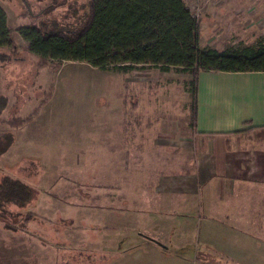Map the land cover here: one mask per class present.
Segmentation results:
<instances>
[{
	"label": "rangeland",
	"instance_id": "rangeland-1",
	"mask_svg": "<svg viewBox=\"0 0 264 264\" xmlns=\"http://www.w3.org/2000/svg\"><path fill=\"white\" fill-rule=\"evenodd\" d=\"M54 1L61 3L59 9L44 13L42 16H33L34 13L41 12L42 7L55 5ZM183 1L190 8L192 4L197 5L201 48L241 47L252 45L259 38H264V0ZM86 4L87 0H0V95L7 101L6 106L0 111V133L10 132L14 135L12 145L0 155V176L9 174L29 179L36 176L33 179L36 180L39 175L51 179L54 174H69L71 176L68 179L71 184L69 187L74 189L75 184L80 187L79 180L75 182V176L80 173V182H84L85 186L89 185L94 181L93 175L100 172L95 165L97 153L92 148H87L88 144L81 147L82 149L76 143L75 146H70L76 141L91 143L96 135L98 140L93 141L103 142L107 137L103 133L109 131H114L110 135L118 132L123 134L125 132L126 136L133 134V144L140 141L142 136L147 138L148 135L150 139L155 136L156 130L160 131L167 145L160 153L163 154L164 160L170 163V157L174 154L171 150L175 147L172 139L174 144L177 141L178 151L174 149L176 151L174 157L179 160L180 170L192 168L195 148L200 145L193 119L194 74L175 68L164 72L147 64L139 65L131 72L122 73L102 70L86 62L72 60L53 62L43 67L39 65L37 56L29 52L27 42L16 30L21 25L39 20L50 25H53L54 21L57 26L64 29L78 21L81 12L87 8ZM203 22H207V28L201 25ZM6 29L10 32L13 47L6 40L7 36L4 34ZM43 97L45 102L30 123L19 128H11L6 124L5 121L15 114L29 113ZM243 131L235 133L225 145L230 147L232 145L235 148H264V127H248ZM166 141H169V144ZM135 149L138 150L139 147ZM62 158L65 161L64 165L61 163ZM36 169L39 175L35 174ZM70 173L75 175L72 176ZM30 184L34 189L33 196L24 212L36 205L34 202L42 192L35 181H30ZM50 185H53L52 181ZM52 188L45 187L48 191H52ZM195 205L196 212L180 213L181 215L175 216L173 220L171 216L168 218V221L174 222L179 228L180 239L185 236L180 228H186V238L190 240L185 242L190 245L183 246L180 239L174 240L178 237L176 233L169 234L170 244L176 245L171 247L173 250L171 258H176L180 252L182 255H188L191 251L203 252L218 243H227V247L233 246L235 250L238 248L250 250L251 241L244 235L231 234L229 230H225L230 224L225 222L220 225L217 221L221 219L213 214L210 219L212 222L207 220L203 217L207 212L200 211V203ZM231 220L235 221L236 218ZM252 220L244 218V223L254 225ZM50 222L48 220L41 224L30 223L29 228L35 232L32 239L34 244L44 242L45 239L55 245L54 241L57 243L60 240L61 231L55 230L53 223ZM162 222L163 226L166 225L165 215ZM13 223L21 224L18 218ZM84 224L88 223L84 221ZM88 230L91 232L92 228L88 226ZM114 233L102 231V238L98 240L95 238L99 237L98 234H89V237L100 245L111 246L113 243L112 246L115 245V248L111 251L99 253L107 256L116 254L115 256H120L116 261H123L130 256L128 254L123 257L127 243L126 235L121 232ZM65 241L62 237V244ZM88 243L89 241H85V244ZM96 254L97 251L94 256ZM198 256L201 260L210 257L209 254L199 253ZM73 257L67 260L62 258V262H80V258ZM93 259H95L93 262H83L104 263L103 260Z\"/></svg>",
	"mask_w": 264,
	"mask_h": 264
},
{
	"label": "crops",
	"instance_id": "crops-1",
	"mask_svg": "<svg viewBox=\"0 0 264 264\" xmlns=\"http://www.w3.org/2000/svg\"><path fill=\"white\" fill-rule=\"evenodd\" d=\"M201 25L208 26L207 22ZM194 124L200 145L195 148L192 168L183 171L174 157L177 141L174 144L171 139L175 147L169 145L174 154L168 163L160 154L167 145L161 137L163 133L157 130L154 137L142 136L134 144L133 134L110 135L114 131L103 133L107 136L103 142L93 141L98 140V135L91 143L73 142L70 147L75 143L80 148L88 144L87 148L97 153L95 165L100 172L93 175L91 184L85 186L80 182V173L75 182L79 180L81 189L76 184L74 189L69 187V174H54L49 179L37 172L36 180H33L36 176L26 180L31 188L30 181H35L42 190L34 202L36 205L27 211L45 217L50 223L57 219L69 221L60 232V240L54 241L55 245L50 240L34 244L25 234L1 228L0 264H87L93 258L103 260L102 264H199L198 253L210 255L200 264H264V148L225 145L226 138L231 139L235 133L248 127H264V71L200 72ZM46 186L53 187L52 191ZM196 203H200V211L207 212L203 215L207 220L213 214L221 219L217 221L220 225L230 224L225 230L251 241L250 250H235L233 246L227 247V243H218L203 252L191 251L188 255L180 252L171 258L176 245L170 244L168 235L181 232L168 218L171 216L173 220L180 213L196 212ZM164 215L167 222L163 226ZM244 218H252L255 224L244 223ZM180 229L185 236L180 239L178 235L174 240L180 239L183 246L190 245L185 243L189 240L186 228ZM102 231L125 234L123 257L130 256L116 261L120 257L116 254H100L115 248L113 243L104 246L89 237L98 234L95 237L98 240ZM62 237L66 240L64 244ZM73 256L80 258V262H62V258Z\"/></svg>",
	"mask_w": 264,
	"mask_h": 264
},
{
	"label": "trees",
	"instance_id": "trees-1",
	"mask_svg": "<svg viewBox=\"0 0 264 264\" xmlns=\"http://www.w3.org/2000/svg\"><path fill=\"white\" fill-rule=\"evenodd\" d=\"M53 4L52 7L46 5L47 9L42 7L41 12L33 16H42L61 7V3L54 1ZM86 7L78 21L64 29L54 21L50 25L42 20L16 29L27 42L29 52L37 56L39 65L46 67L53 62L72 60L122 73L145 64L164 72L175 68L192 73L195 77L192 81L194 121L200 72L264 71V38L252 45L223 50L201 48L199 20L183 0H87ZM9 33L7 29L4 32L13 47ZM6 102L0 95V111ZM44 102L43 97L29 113L15 114L5 121L6 124L19 128L30 123ZM13 141L12 133H0V155ZM34 172L37 174V169ZM26 180L28 178L9 174L0 176V223L4 229L22 231L31 242L35 232L29 228L30 223L41 224L46 219L35 212L23 211L33 196V189ZM17 218L22 225H14ZM68 224L69 221L59 219L52 226L60 232ZM45 242L44 239L41 244Z\"/></svg>",
	"mask_w": 264,
	"mask_h": 264
},
{
	"label": "built area",
	"instance_id": "built-area-1",
	"mask_svg": "<svg viewBox=\"0 0 264 264\" xmlns=\"http://www.w3.org/2000/svg\"><path fill=\"white\" fill-rule=\"evenodd\" d=\"M191 14H193L196 18L198 17V14L196 13L198 11L197 5L196 4H192L191 8L188 7Z\"/></svg>",
	"mask_w": 264,
	"mask_h": 264
}]
</instances>
